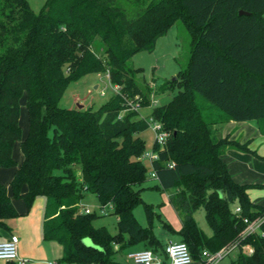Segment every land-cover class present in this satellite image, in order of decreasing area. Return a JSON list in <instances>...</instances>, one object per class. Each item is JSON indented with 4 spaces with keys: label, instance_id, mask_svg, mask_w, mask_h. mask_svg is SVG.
Listing matches in <instances>:
<instances>
[{
    "label": "trees",
    "instance_id": "1",
    "mask_svg": "<svg viewBox=\"0 0 264 264\" xmlns=\"http://www.w3.org/2000/svg\"><path fill=\"white\" fill-rule=\"evenodd\" d=\"M42 5L34 12L27 0H0V168L15 166L11 194L0 182V228L19 215L13 197L29 208L41 196L42 238L61 243L59 262L108 264L115 243L123 249L146 241L155 250V207L140 191L147 167L138 133L149 123L135 118L139 106L150 104L153 88L135 79L138 68L128 60L136 51L152 50L180 19L190 35L182 81L149 115L167 133L162 144L152 142L154 175L161 188L174 189L169 201L181 222L178 230L163 226L187 243L193 260L202 248L212 251L235 240L251 252L238 248L226 264H264V223L260 234L239 236L242 217L261 214L264 205L246 197V186L232 179L221 157L230 146L245 149L247 141L217 136L214 126L255 119L264 133V0H45ZM88 72H106L117 91L95 110L60 106L68 82ZM168 86L173 85L160 89ZM22 94L28 127L17 164L12 145L21 135ZM86 191L95 193L100 208L111 204L116 233L92 224L95 212L82 211ZM139 203L146 226L133 214ZM200 207L208 235L193 216Z\"/></svg>",
    "mask_w": 264,
    "mask_h": 264
},
{
    "label": "rangeland",
    "instance_id": "2",
    "mask_svg": "<svg viewBox=\"0 0 264 264\" xmlns=\"http://www.w3.org/2000/svg\"><path fill=\"white\" fill-rule=\"evenodd\" d=\"M44 1L45 0H27V3L34 12H37L43 6L42 4ZM189 46V32H187L182 21L179 19L166 28L164 35L156 39L152 50L136 51L128 60V65L138 68L135 72V79L140 83H148L149 86L151 85L153 88L150 93V104L139 106L137 114L135 115V118H144L149 122L147 129L138 133L145 144V152H151L153 150L152 142L155 139V130L149 121L151 108L154 105L165 104L179 89L178 85L182 81L180 72L181 69L186 66L190 51ZM164 84H171L173 86L160 89V86ZM116 91L117 87L108 81L106 72H88L86 75L77 79H71V81L68 82V85L59 98V105L65 108H87L90 106L95 110ZM18 100V125L21 135L12 145V158L14 160L20 159L22 155L19 143L25 138L28 127L25 95L22 94ZM78 104L82 105L78 107ZM142 160L147 167V179L140 184V187H142L140 189L141 197L144 202L152 204L155 207V211L164 213L165 208L170 206L168 195L173 190L172 188H161L158 179L155 176L150 175L151 166L149 160L145 157H143ZM10 169L12 168L3 167L1 171L8 173ZM137 187H139V185L134 188ZM80 204L81 207L95 212L96 215L92 220V224L95 226H105L112 233L116 231L115 215L111 213L107 206L103 208L104 210L100 208L99 200L95 193L86 191ZM233 205L234 204H230V207ZM133 214L139 223H142L143 225L147 224L144 207L141 203L134 206ZM193 216L195 221H197V226L202 229L203 232L204 230H209L206 221H204L203 210L201 207L194 212ZM154 223L155 231L159 232L161 228L160 224L158 226L159 222H157L156 218ZM241 251L243 252V249ZM235 253L236 252L233 250L228 256L222 258L218 264H226L229 260L233 259ZM191 264L195 263L191 262Z\"/></svg>",
    "mask_w": 264,
    "mask_h": 264
},
{
    "label": "crops",
    "instance_id": "3",
    "mask_svg": "<svg viewBox=\"0 0 264 264\" xmlns=\"http://www.w3.org/2000/svg\"><path fill=\"white\" fill-rule=\"evenodd\" d=\"M214 126L217 136L226 135L228 139H234L240 143L247 141L245 149L230 146L224 150L221 157H223L227 172L232 179L236 183L246 186V197L252 203L263 206L264 133L259 132L255 119H245L241 121L229 119L216 123ZM21 158L22 155L20 159H16L15 162L19 164ZM14 167L15 166H10L9 168L12 169H10L8 173L1 171L3 167L0 168V182L6 185L8 194H11L10 181ZM172 190L174 191L173 188ZM21 199L22 198L13 197V205L16 211L19 212V215L6 220L7 228H0V240L8 238L12 233H16L19 238L18 256L26 259L24 264H49L50 261H56L57 264H72L58 261L62 253L61 243L59 244L57 241L42 238L44 197H36L29 208H26L25 202H22L24 200ZM168 202L170 203L169 195ZM169 205L168 208H165L164 213L155 211V215L151 222L152 233L159 240L155 250L153 247L149 246L146 241H139V243L132 244L123 249H119L118 246H113L115 252L111 256V262L108 264H133L127 255H125L126 251L139 250V248L145 247H150L160 254L161 264H168L167 256L162 251L163 246L170 241H181L178 233L175 231H168L163 226V223L166 222L171 225L173 230H178L181 227L180 217L175 207L172 206L171 203ZM155 218L157 222H159L158 226L160 224L161 229L159 232L155 231ZM146 225H148V223ZM109 232L112 233L110 230ZM116 232L117 228L113 233ZM209 232L210 230H204L203 233L208 235ZM7 262L8 261H4V259H0V264H6ZM192 262L200 264L199 259L193 260ZM188 264H191V262Z\"/></svg>",
    "mask_w": 264,
    "mask_h": 264
},
{
    "label": "built area",
    "instance_id": "4",
    "mask_svg": "<svg viewBox=\"0 0 264 264\" xmlns=\"http://www.w3.org/2000/svg\"><path fill=\"white\" fill-rule=\"evenodd\" d=\"M149 121L152 125V127L155 130V140L158 143H161L164 141V139L167 136V133L160 128V123L157 121H154L149 118ZM149 123V122H148ZM156 151L152 150L151 152H143L140 156L141 160L143 157H145L150 162L151 170L150 175H154V170L152 168V160L156 157ZM172 163H168V165H171ZM106 206L109 209H112L111 204L107 203ZM104 206V207H106ZM82 211L88 213L91 212L87 208L81 207ZM104 210V209H103ZM239 210L238 206L234 207V211L237 212ZM242 220L244 222L243 228L239 232V236L243 237L244 235L248 233H258L260 234V225L264 223V210L261 214L246 219L242 217ZM19 238L16 233H12L9 235L8 238L0 240V259H4L6 261H16L17 264H24L26 262V259L20 258L18 256V242ZM114 246H118L116 243ZM238 248L241 250L243 249V252L249 254L251 252V247L248 245H237V242L234 240L231 243H228L226 245L218 247L216 250H207L205 248H202L200 250V257L199 261L200 264H218V262L228 256L233 250L236 251ZM163 253L167 256L168 264H188L193 261L192 255L189 252V248L187 243L183 241H170L166 243L163 246ZM125 255L131 260L133 264H161V256L157 253V251H154L152 248L145 247V248H139V250H129L126 251ZM49 264H57L56 261H50ZM84 264H100L97 262H87Z\"/></svg>",
    "mask_w": 264,
    "mask_h": 264
},
{
    "label": "water",
    "instance_id": "5",
    "mask_svg": "<svg viewBox=\"0 0 264 264\" xmlns=\"http://www.w3.org/2000/svg\"><path fill=\"white\" fill-rule=\"evenodd\" d=\"M244 12L243 10H239L238 13ZM82 104H78V107H80ZM85 242L88 241L86 238L83 239ZM89 242V241H88Z\"/></svg>",
    "mask_w": 264,
    "mask_h": 264
}]
</instances>
